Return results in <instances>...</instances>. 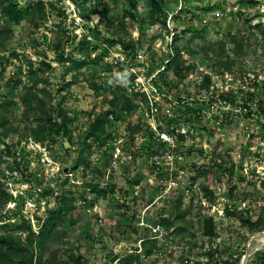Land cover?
Masks as SVG:
<instances>
[{"label": "rangeland", "instance_id": "1", "mask_svg": "<svg viewBox=\"0 0 264 264\" xmlns=\"http://www.w3.org/2000/svg\"><path fill=\"white\" fill-rule=\"evenodd\" d=\"M35 1L18 3L25 9ZM40 1L43 10L0 37V121H7V131L0 129V234L25 249L0 264H25L60 194L75 199L76 224H69L70 215L57 223L42 264H73L72 256L82 264H110L121 255H132V264H170L164 253L142 260L151 247L162 249L161 242L138 248L146 226L162 219L188 255L206 245L214 250L203 235L208 219L216 242L231 250L264 234L237 216L264 219V128L220 97H236L240 105L248 89L264 85V42L249 28H264V0H159L156 24L150 23V0H138L133 17L127 0ZM184 30L193 34L180 38ZM232 37L245 38L238 52ZM177 51L181 64L192 66L181 79L164 70ZM61 58L86 59L77 85L65 87L71 73ZM28 62L44 81L38 89L49 92L42 97L55 119L61 103L69 136L34 140L38 123L24 117L21 102ZM18 78L20 86L12 82ZM142 90L149 99L134 101L132 111L111 107L110 101ZM104 111H112L105 136L89 139L90 118ZM84 145L89 148L77 167ZM257 250L264 242L251 241L249 253ZM39 254L34 250V261Z\"/></svg>", "mask_w": 264, "mask_h": 264}, {"label": "trees", "instance_id": "2", "mask_svg": "<svg viewBox=\"0 0 264 264\" xmlns=\"http://www.w3.org/2000/svg\"><path fill=\"white\" fill-rule=\"evenodd\" d=\"M137 2L138 0H127L128 7L130 9V15L133 17L132 12H136L137 10ZM150 13L149 17L151 20V24H156L161 19L159 12L161 10L160 1L159 0H150ZM43 7L42 1H35L34 3H29V5L22 9L18 3V0H0V37L2 35H7L10 33V25L11 24H17L21 22L22 20L26 19L27 17L32 18L35 14V11L37 9ZM249 22V20H247ZM251 31L258 30L259 34L261 35V40L264 42V28H260V25H254L249 27ZM193 34V31L191 30H184L180 32L179 37H184L186 35ZM180 37V38H181ZM244 37H232L231 43L233 44V50L234 52H238L243 48L244 44ZM126 49L132 48L133 46H125ZM181 57L179 56V52H176V55L169 60L166 65L164 66L165 72L169 73L170 75L176 76L177 78H184L185 75L189 70H191L192 66L185 64L184 66L181 64L182 61L180 60ZM61 63L68 64L66 72L71 73V79L65 83V87L75 86L79 83V74L80 72L87 67V61L86 59H64L61 58ZM188 63V62H187ZM109 69V68H108ZM37 71L33 69V63L28 62L27 63V72H26V79L28 81L27 85H24L23 88V95H21V102L24 108V117L25 118H36V122L38 123V127L36 132H34L33 138L36 142L43 143L45 139L50 136L51 134H55L56 136H69V130L67 128V118L65 115H63V109L61 107V103L57 106V118L55 119L52 117V113L47 111L45 109L46 103L42 97V94H46L49 96V92L46 91L45 88L38 89V84L43 83L44 81H38L37 78ZM14 84L16 86H20L22 84V81L20 78L15 79ZM44 84V83H43ZM209 84V81L207 78L203 81V87H207ZM95 89V85H92ZM253 86V85H252ZM65 88L61 87L60 91H63ZM246 93V99L240 104L236 105V97H222L223 103L228 104L229 106H234L237 109L243 110L248 116H254L257 118V120L261 123V125L264 128V85L262 84L260 87L259 85H255L252 91L251 89H248ZM259 96V100H256V97ZM144 101L146 100V95L143 91L141 92H133L131 95V98L123 97V100L121 103H116L115 100L110 101L111 107L113 108H120L124 109L128 112L133 110V102L137 101ZM4 105L0 104L1 108ZM112 114V111H104L97 115H93V117L90 118V123L88 127V133L87 136L89 139L93 140H99L102 137L105 136V122L107 117ZM42 116H44L42 118ZM59 118V119H58ZM118 118V117H117ZM45 122L43 125H41V122ZM7 121H0V129L5 128L6 129V123ZM6 135V132L4 136ZM182 139L183 137L180 136ZM89 148L88 145H84V148L81 150V154L79 155L77 159V167L80 163H82V156L85 151V149ZM1 183H0V199H2V196L4 195L3 191H1ZM93 192H95L99 196H104L105 191L98 189L97 186L92 187ZM75 199L67 197L65 195L60 194L58 197V201L56 203V207L49 212L48 216L42 220L39 231L36 236V243L35 247L32 246V251L29 254V257L23 262L25 264H42L43 257L42 254H44L46 251H48L50 241L53 239V232L56 228V225L58 222H62L66 219L67 216H71L70 220L68 221L70 225H75V218L72 216V213L75 212ZM237 216L244 222V224H247L251 227V229H254L256 231H262L264 229V219L261 217L257 219L256 222H250L248 219L244 218L241 213H238ZM161 224L168 227L170 229L172 227V224L169 223L168 220L162 219ZM4 228V227H3ZM31 227L29 226V231ZM173 228V227H172ZM167 229V228H166ZM203 235L205 237L214 239L216 237L215 233V227L213 223V219H208L204 223L203 227ZM29 239L31 238V242L35 240V237L32 232L28 235ZM151 244V243H150ZM154 244V242L152 243ZM151 244V245H152ZM155 248V246L151 247V249ZM40 252L39 256L34 261L33 255L34 250ZM150 250H146V254H149L151 252ZM25 249H23L18 243H15V241L5 234H0V260H9L11 256L14 255H20L23 253ZM121 256H114L110 259V264H131L132 262V256L122 257ZM73 258L72 262L73 264H82L81 259L77 256H72ZM252 264H264V250L261 252H258L255 254L253 258Z\"/></svg>", "mask_w": 264, "mask_h": 264}, {"label": "built area", "instance_id": "3", "mask_svg": "<svg viewBox=\"0 0 264 264\" xmlns=\"http://www.w3.org/2000/svg\"><path fill=\"white\" fill-rule=\"evenodd\" d=\"M143 91V90H142ZM145 92V91H143ZM146 98L149 99L147 93ZM159 138L163 141H166L167 137L165 134H159ZM148 228V236L146 238H142L139 240L138 248H141L143 242L148 241L149 243L160 244L162 245V249L153 250L149 254H146L144 251L141 256L144 263L149 257H152V260L157 261L159 257L166 254V261H170V264H252L253 258L256 253L261 252V250H257L254 253H249V247L251 244V239L243 245L240 250L236 248L235 250H231L226 243H217V237L212 239L214 241V250L211 251L206 245L203 253L197 255H188L187 252H184V248L179 249L176 245V240L178 239L175 235H169L166 227L162 224H157L155 226L147 225ZM255 236V235H254ZM142 250V249H141ZM187 250V249H186ZM138 252V251H136ZM249 253V254H248ZM130 254V253H129ZM130 255H123L122 257H127ZM132 256V255H131ZM174 258V261H173ZM133 262H131L132 264Z\"/></svg>", "mask_w": 264, "mask_h": 264}, {"label": "water", "instance_id": "4", "mask_svg": "<svg viewBox=\"0 0 264 264\" xmlns=\"http://www.w3.org/2000/svg\"><path fill=\"white\" fill-rule=\"evenodd\" d=\"M205 152L207 153V154H209L210 153V149L207 147L206 149H205ZM260 236L259 235H255L252 239H251V241H256V240H258V238H259ZM125 246L126 245H123L122 247H120V251L121 252H124L125 250ZM242 264H244V263H242Z\"/></svg>", "mask_w": 264, "mask_h": 264}, {"label": "bare ground", "instance_id": "5", "mask_svg": "<svg viewBox=\"0 0 264 264\" xmlns=\"http://www.w3.org/2000/svg\"><path fill=\"white\" fill-rule=\"evenodd\" d=\"M259 236H260V237L258 238V240L264 242V234H261V235H259Z\"/></svg>", "mask_w": 264, "mask_h": 264}]
</instances>
